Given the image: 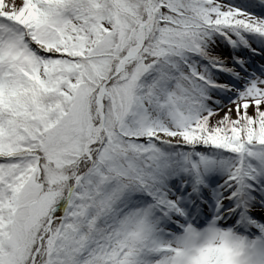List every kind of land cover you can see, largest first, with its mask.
I'll return each mask as SVG.
<instances>
[{
    "label": "snow or ice",
    "instance_id": "obj_1",
    "mask_svg": "<svg viewBox=\"0 0 264 264\" xmlns=\"http://www.w3.org/2000/svg\"><path fill=\"white\" fill-rule=\"evenodd\" d=\"M0 264H264V0H0Z\"/></svg>",
    "mask_w": 264,
    "mask_h": 264
}]
</instances>
